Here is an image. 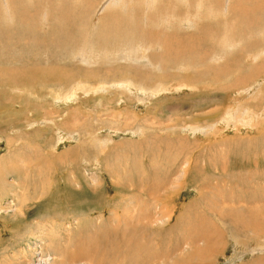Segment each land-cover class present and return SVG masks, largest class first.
Segmentation results:
<instances>
[{
	"label": "rangeland",
	"instance_id": "obj_1",
	"mask_svg": "<svg viewBox=\"0 0 264 264\" xmlns=\"http://www.w3.org/2000/svg\"><path fill=\"white\" fill-rule=\"evenodd\" d=\"M5 1L0 264H35L39 247L50 264L91 249L106 264L133 228L137 247L158 246L161 262L149 264H174V245L201 235L203 218L220 236L193 237L177 261L264 264V229L219 226L207 214L220 204L196 207L199 182L173 183L174 165L199 154L229 175L211 185L264 210V174L251 177L264 173V0H123L107 11L111 0Z\"/></svg>",
	"mask_w": 264,
	"mask_h": 264
},
{
	"label": "bare ground",
	"instance_id": "obj_2",
	"mask_svg": "<svg viewBox=\"0 0 264 264\" xmlns=\"http://www.w3.org/2000/svg\"><path fill=\"white\" fill-rule=\"evenodd\" d=\"M3 1V0H2ZM7 1V0H6ZM5 1V2H6ZM105 1V0H104ZM123 0H111L110 3L107 2V5H106V8H102L104 9V11L108 10L109 7H110V4L111 2H116L117 4L121 5L123 2ZM130 1V0H129ZM153 1V0H152ZM200 1V0H198ZM225 1V0H223ZM248 1V0H247ZM106 2V1H105ZM133 2V1H131ZM231 2H233V0H231ZM102 3H104L102 1ZM114 3V4H116ZM217 4V2H215ZM76 4V3H75ZM129 4V2H128ZM215 4V5H216ZM6 5V4H5ZM127 5V4H126ZM125 3H124V6H126ZM105 6V5H104ZM130 6V5H129ZM229 6V5H228ZM240 6V5H239ZM7 7V6H6ZM100 7H102L100 5ZM114 7V6H113ZM197 7H198V4H197ZM225 7V6H224ZM223 7V9H224ZM137 8V7H136ZM233 8V7H232ZM235 8V7H234ZM115 9V7H114ZM113 9V10H114ZM126 9V8H125ZM153 9V8H152ZM98 10V9H97ZM131 10V9H130ZM150 10V9H149ZM227 10V9H226ZM87 11V10H86ZM103 11V10H102ZM140 11V10H139ZM143 11V10H142ZM153 11V10H151ZM225 11V10H224ZM154 12V11H153ZM214 12H217V11H214ZM253 12V11H252ZM152 13V12H151ZM8 14V13H7ZM99 14V13H98ZM155 14V13H154ZM134 15V14H133ZM29 17V16H28ZM245 17V16H244ZM105 19V18H104ZM189 19V18H188ZM192 20V19H191ZM185 21V20H184ZM190 21V19H189ZM228 21V20H227ZM234 22V21H233ZM107 25V24H106ZM191 25V24H190ZM195 25V24H194ZM203 25V24H202ZM149 26V25H148ZM141 28V27H140ZM201 29V28H200ZM165 31V30H164ZM172 36V35H171ZM130 38V37H129ZM150 42V41H149ZM167 42V41H166ZM169 45V44H168ZM246 51V50H245ZM11 54V53H10ZM88 55V54H87ZM117 55V54H116ZM121 57V56H120ZM101 61V60H100ZM8 62V61H7ZM36 69V68H35ZM26 71V70H25ZM249 72V71H248ZM255 74V73H254ZM4 76V75H3ZM13 83V82H12ZM161 94V93H160ZM19 107V106H18ZM22 112V111H21ZM44 123V122H43ZM42 125V124H41ZM258 128V127H257ZM175 129V128H174ZM226 129V128H225ZM209 134V133H208ZM248 145V144H247ZM183 146V145H182ZM180 149V148H179ZM183 150V149H182ZM187 151V150H186ZM184 152V151H183ZM191 154V153H190ZM39 155V154H38ZM182 156V155H181ZM180 156V157H181ZM199 154H197V156L195 157V159H193V157L191 158H187L185 160H183V162H181L180 164L178 165H174V170H177V171H180V172H177L175 175V179L173 180V183H175V185L177 184L176 182L181 180L184 182L185 185H191V184H194V182H199L201 184V189L200 191L197 189L196 187V190H197V195L200 197L199 200L202 201L204 204H201L199 206H196L197 208H202L203 206H205V209H210L211 208L213 209V207L215 208V206L218 204L220 209H215L216 210V215L213 214L212 212L208 213L207 215H210V216H216L217 217V221H219V226L220 225H223V226H227L228 229L233 232V233H240L242 232L243 230H250V231H254L255 229H258V231H262V229H264V210L262 211L261 208H255L253 206V202H256L254 201V197H249V199L247 198L246 201H243V202H240V201H235L231 198V192L230 190H226V188L224 189V187H222V190L219 189V186L217 185H211V183L213 182H216L218 181V179H222L223 178V181H227V179L229 178V175L227 174V171L225 170V167L223 169H220L219 166H215L212 162H210L209 160H203V162L199 161ZM255 157V156H254ZM256 158V157H255ZM257 159V158H256ZM16 160V159H15ZM31 160V159H30ZM198 162H201L204 163L202 164L201 166H199V163ZM214 166V167H213ZM258 168H259V164L257 165ZM229 169V168H228ZM232 169V167L230 168V170ZM262 171H264V168L262 167ZM234 170V169H233ZM229 171V170H228ZM248 172V171H247ZM229 173V172H228ZM236 173V172H235ZM252 180L253 179H257L256 181H261V177H263L262 175L264 173H259V171H257L256 173H252ZM250 172L247 173L248 176L251 175ZM228 175V177H227ZM203 176V177H202ZM227 177V178H226ZM244 178V177H243ZM261 178V179H260ZM233 179V178H231ZM236 180V179H235ZM263 180V179H262ZM222 182V181H221ZM219 184V182H217ZM229 183V182H228ZM179 184V183H178ZM238 184V183H237ZM157 186V185H156ZM179 186V185H177ZM227 186V185H226ZM233 186V185H232ZM131 187V186H130ZM176 187V186H175ZM229 187H230V183H229ZM236 187V186H235ZM147 189V188H146ZM170 189V188H169ZM245 189V188H244ZM248 189V188H247ZM168 190V189H167ZM250 191V190H249ZM230 192V193H229ZM230 195H229V194ZM247 192H244V194L246 195ZM253 193V192H252ZM254 194V193H253ZM260 194V193H259ZM155 195V194H154ZM233 195V194H232ZM238 195V194H237ZM252 195V194H251ZM216 197H219L220 199V203H215L214 202V198L217 199ZM235 197V196H234ZM259 198V201L262 205V203L264 202V194H261V197H258ZM204 199L206 201H204ZM165 200V199H164ZM153 201V200H152ZM163 201V200H162ZM166 201H164L165 203ZM218 202V201H217ZM237 202V203H236ZM157 203V202H156ZM155 203V204H156ZM138 204V203H137ZM167 204V203H166ZM163 204H161L162 206ZM264 205V204H263ZM131 206V205H130ZM153 206V205H152ZM193 206V205H192ZM150 207V206H149ZM155 207V206H154ZM194 207V206H193ZM195 207V208H196ZM264 207V206H263ZM163 208V207H162ZM188 208V207H187ZM160 209V208H159ZM189 209L191 208H188L186 211H188ZM203 209V208H202ZM127 211V210H126ZM147 211V210H146ZM199 211V210H197ZM202 211V210H201ZM206 211V210H205ZM212 211V210H211ZM214 211V210H213ZM164 212V211H163ZM162 212V214H163ZM149 213V212H148ZM155 213V212H154ZM153 213V214H154ZM199 213V212H198ZM201 213V212H200ZM215 213V211H214ZM237 213V214H236ZM112 214V213H111ZM126 214V213H125ZM152 214V212L150 213ZM152 214V215H153ZM115 215V214H114ZM124 215V213H123ZM142 215V214H141ZM166 215V214H165ZM120 216V215H119ZM128 216V215H127ZM155 216V215H154ZM153 216V217H154ZM164 216V215H163ZM203 216V215H202ZM201 216V217H202ZM206 217V215H204ZM114 217V216H113ZM123 217V216H122ZM137 217V216H136ZM140 216H138V219H139ZM152 217V216H151ZM152 217V218H153ZM197 217V216H196ZM209 217V216H208ZM112 218V217H111ZM124 218V217H123ZM142 218V217H141ZM156 218V217H154ZM199 219V217H197ZM209 220V218H207ZM117 220L118 217H117ZM133 218L130 220V223L132 222ZM148 219H146L147 221ZM76 221V220H75ZM115 219L112 220L113 223H115ZM125 221V220H124ZM123 221V222H124ZM165 221V219L163 220V222ZM168 220L165 221V223L167 222ZM195 222V220H193ZM190 220V218L187 219V222L186 224H188L189 226H192L191 223L193 222ZM210 221V220H209ZM208 221V222H209ZM185 222H186V219H185ZM184 222V223H185ZM196 222H197V219H196ZM199 224H198V227L196 226V229L197 231H200L198 233L196 232H191L189 237L192 239L191 242L189 243H183L180 241V243H183V245L181 246L180 244H176L174 245L173 247V253H171L173 256H177V259L179 258V256H181V254L183 255L185 252L184 250L186 251L188 247H191L193 248L192 246H195L196 244H198L196 241H194L193 237H196L198 239H201V244L205 241H207L208 239H211L210 237H215V236H220L219 233H220V230L217 231L218 229H216L217 227H215V230H210L208 228H205V226H207L208 222L203 218L202 219V222L199 221ZM212 222V221H210ZM45 223V222H44ZM117 223V222H116ZM126 222H124L125 224ZM154 223V222H153ZM122 224V225H124ZM162 224V222H161ZM164 224V223H163ZM195 224V223H194ZM193 224V225H194ZM213 224H215L213 222ZM129 225V226H128ZM196 225V224H195ZM212 225V224H211ZM50 226V225H49ZM115 226V225H114ZM128 227H130V224H127ZM136 227V225H134ZM142 226V225H141ZM112 227V226H111ZM120 227V226H119ZM194 227V226H193ZM192 227V228H193ZM44 228V227H43ZM49 228V227H48ZM205 228V230H203ZM124 229V227H123ZM128 229V228H126ZM131 229V228H130ZM140 230L141 228H133L131 230H127V233L126 235L125 234V229L123 230V232L121 233V231L119 233H121V235L119 236L122 240V242L124 243L123 244V249H120V250H114L112 251V257H108V256H104L106 258L107 261L106 264H142L141 261L143 260L142 258L145 256L148 257L147 258V262H145L144 264H149L151 263L150 262V257H152L154 260L156 259V262H161L158 258L159 255V251L158 253H156V248H158V246L156 245H150V247L148 246H138L137 247V239H136V235L133 234L132 232H136V230ZM182 229V228H181ZM195 229V228H194ZM119 231V228L117 226V228H111L107 233L106 235L109 236V235H114L116 233V231ZM203 231H205V235H203ZM115 232V233H114ZM49 234V233H48ZM103 235V234H102ZM118 237V238H119ZM185 237V236H184ZM102 238V237H101ZM115 238V237H114ZM37 239V238H36ZM111 239V238H110ZM117 239V237H116ZM115 239V240H116ZM181 239V238H180ZM99 239H97L96 242H99L101 243L100 241H98ZM197 240V239H196ZM215 240V239H214ZM217 240V239H216ZM40 241V240H39ZM104 242H106V240H103ZM118 241V240H117ZM219 241V240H218ZM187 242V241H186ZM103 243V242H102ZM108 243V241H107ZM118 243V242H117ZM117 243H113V244H117ZM106 244V243H105ZM119 244V243H118ZM200 244V242H199ZM107 245V244H106ZM120 247V245H118ZM198 246V245H197ZM94 247V246H93ZM97 247V246H96ZM106 247V246H105ZM114 247V246H113ZM169 247V246H167ZM184 247V248H183ZM91 247H87V249L90 250ZM112 248V247H111ZM118 248V247H117ZM36 249V248H35ZM40 249V253L36 255V261H35V264H50L51 260L53 259H50V255L46 254L44 251H43V248L42 247H39ZM108 249V248H107ZM189 249V248H188ZM93 252L94 250L91 249ZM105 250V249H104ZM214 252L215 250L212 249ZM164 251V250H162ZM167 251V250H166ZM190 251V250H189ZM93 252H90L89 254H83L82 256L80 255H71L70 257L71 258H68V260H63L62 259V263L61 264H98L97 263V260H98V256L96 254H91ZM101 252V251H100ZM165 252V251H164ZM184 252V253H183ZM199 252V251H198ZM77 253V252H76ZM83 252H80V254H82ZM111 253V252H110ZM207 253V251L205 252V254ZM157 254V255H156ZM30 255V254H29ZM28 255V256H29ZM120 255H123L125 260L124 261H120L119 260V256ZM234 255V254H233ZM27 256V255H26ZM162 256V254H161ZM168 256V255H167ZM167 256H165L167 258ZM171 257V258H175V257ZM196 256V255H195ZM194 256V257H195ZM48 257V258H47ZM52 257V256H51ZM163 257V256H162ZM164 257V258H165ZM97 258V259H96ZM169 258V257H168ZM167 258V259H168ZM169 258V260L171 259ZM197 258V257H196ZM54 259L56 260V258L54 257ZM174 261V264H185L184 262H180V261ZM206 259V258H205ZM27 260V258L25 259ZM70 260V261H69ZM90 260H93L94 262L90 261ZM105 260V259H104ZM123 260V259H122ZM165 260V259H163ZM162 260V262H163ZM172 260V259H171ZM181 260V259H180ZM194 260V259H193ZM209 260V259H208ZM212 260V259H210ZM14 262V261H13ZM53 262V261H52ZM55 262V261H54ZM96 262V263H95ZM168 262V260H167ZM171 261H169L170 263ZM168 263V264H169ZM198 264H211L210 262L206 261V262H203V260H199L197 261ZM262 262L259 261L258 263L256 264H261ZM19 264V262L17 263ZM31 264H34V263H31ZM53 264V263H52ZM100 264V263H99ZM154 264V262H153Z\"/></svg>",
	"mask_w": 264,
	"mask_h": 264
}]
</instances>
